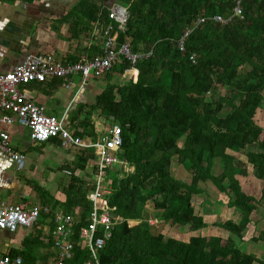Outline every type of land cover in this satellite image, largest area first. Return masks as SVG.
I'll return each mask as SVG.
<instances>
[{"label": "trees", "instance_id": "16d2710c", "mask_svg": "<svg viewBox=\"0 0 264 264\" xmlns=\"http://www.w3.org/2000/svg\"><path fill=\"white\" fill-rule=\"evenodd\" d=\"M238 1L241 16H231ZM116 2L128 13L124 30L118 29L109 10L103 7L100 11L94 0H79L66 15L76 16L72 22L73 35L90 32L92 23L101 19L104 26L112 23L110 35L116 46L128 39L134 52L152 50L151 55L134 65L123 59L96 76L104 81V88L85 111L84 105L78 104L69 116L72 121L76 119V126L81 129L77 134L92 138L96 135L92 113L118 124L122 144L116 155L132 167L125 171L117 164L105 169L112 189L99 197V209L109 206L113 220L119 216L124 220L114 225L99 249L100 262L264 264V260L244 251L230 236L191 234L183 240L153 233L145 216L150 200L153 208L160 211L161 220L174 229L182 226L191 232L201 229L206 222L192 199L201 193L199 182L209 181L228 197V206L238 208L241 213L239 221L229 219L219 226L241 237L250 222L259 201L242 191L235 177L239 162L229 151L249 147L247 161L255 167L256 177L264 180V127L255 119L264 103V0ZM214 14L231 18L224 23L215 22L210 18ZM200 16L209 19L190 31L180 49L178 37L185 26ZM93 48L92 55L101 52ZM245 65L249 68L240 74ZM92 157L91 149L81 150L73 168H68L71 180L62 202L64 212L75 208L83 213L89 210L91 201L87 192L93 183L77 176L74 170L83 169ZM173 157L187 166L189 181L174 177ZM215 158L221 160L219 174L212 172ZM28 183L38 193L42 205L56 208L58 201L44 188L34 181ZM42 217L45 220L49 214L42 213ZM84 218L76 230L85 224ZM127 220L139 222L131 225ZM101 235L98 229L96 236ZM45 245H52L50 235H41L33 227L22 240L24 250L10 254H20L25 264H35L36 249ZM74 252L73 262L88 258L86 248L74 247Z\"/></svg>", "mask_w": 264, "mask_h": 264}, {"label": "crops", "instance_id": "0c3cea01", "mask_svg": "<svg viewBox=\"0 0 264 264\" xmlns=\"http://www.w3.org/2000/svg\"><path fill=\"white\" fill-rule=\"evenodd\" d=\"M78 2L79 0H0V72L10 70L27 53H35V51L52 53L63 61L72 58L79 59L80 61L94 56L96 53L92 55L93 51H95L93 47L99 49V44L102 39L97 31L101 30L104 24L100 23L101 19H98L92 23L93 28L90 32L87 31L78 35H73L72 22L76 20V16L66 17V15L76 7ZM94 3L100 11L104 7L109 10V13L111 12L110 9L112 6L118 5L116 0H94ZM84 19L86 18L84 17ZM96 24L97 27L95 30L94 27ZM57 80L56 78H49L46 79L45 82H32L22 87L27 90L29 99L36 104L44 105L48 113L60 116L63 111L67 109V121L69 124H73L76 119L72 121L69 118L73 109L78 104H83V110L85 111L87 105L93 103L94 98L93 100L89 98L88 91L82 94L83 97L79 96L82 89H80L78 93H75L80 81L78 76L73 77L72 84L69 86L70 88L75 83L77 84L72 96L60 90V88L66 89V87L62 86L61 79L59 81ZM88 81H90L91 85L93 84V87L96 86L97 82L103 83L102 80L99 81L95 77L88 79ZM100 86L102 87L98 90L95 89L92 91L94 97L104 88L103 84H100ZM260 109L263 113L261 120L257 118V113ZM263 109L264 103L258 108L255 119L264 127ZM99 118L104 119L99 116L97 112L92 113L91 123L96 132H101L100 128H98V123L103 121H99ZM110 126L107 128H110ZM6 129L10 134L11 144L17 149L23 150L26 161L24 168L16 170L10 161H2L0 159V200L2 199L13 203H20L23 201L28 204H41L38 193L34 191L30 183H28L29 181H34L58 201L56 208L53 210L51 204H47L50 211L64 212L63 208L61 209L60 206H62V202L65 200V190L71 180L67 171L68 168H73L72 165L76 162L78 152L91 149L93 157L88 159L83 169L74 170L77 176L85 181H90L89 179L92 178L91 166L96 157L97 150L95 148L82 149L78 147H62L58 138H50L44 142H35L29 139V134L27 139H25L27 141L22 142L16 140L12 142L11 133H18L17 126L16 124H11L7 126ZM83 136L90 137L86 134ZM90 138L93 139L92 137ZM248 150L249 147L238 151H229L239 162L235 177L238 179L242 191L259 201L250 215V222L243 230L242 236L237 237L219 226L229 219L234 222L239 221L241 213L238 208L228 206V197L209 181L199 182L198 185L203 191L204 187L202 184H206V182L211 183L215 187V207L210 208L212 214H207V216L204 215L203 212H201V214H203L204 221L206 222L205 226L208 228L210 223L207 225V221L212 216L214 217L215 232H212V230L207 233H200V230L191 232L187 229V226H182L177 230H180L179 233L182 235L183 240H186L191 234H216L222 237L230 236L244 251L264 260V180L256 177L255 167L247 161L246 152ZM177 161V157L176 162L173 161L172 158L171 172L174 173V177L176 175L175 172L186 175L189 181L191 174L188 172L187 166L179 161L178 165ZM212 167L216 174H219L222 171L221 160L215 158ZM24 170H26V172L22 174L21 171ZM242 170L244 172H242ZM80 172L82 174H87L82 175ZM60 190L62 196L58 192ZM151 209L150 203H147L145 207V216L147 219H157V217H153L152 215V217H149V214L153 213ZM42 218L41 214L39 224H42L43 228L38 229L36 226L34 227V225L33 227L38 230L41 235L47 236L49 234L45 227L51 225L49 219L50 214L49 218L45 220ZM33 227L29 230L28 228H20L15 232H9L16 233V236L11 240L5 239L3 235L5 232L0 231V233L2 232V235H0V247L7 249L9 253L11 251H23L25 247L22 246V240L26 234H29V232L33 230ZM24 229L26 230L25 235L23 232ZM36 253L38 257L35 264H50L56 255L53 245L39 247L36 249ZM23 264H25V262ZM253 264L259 263L253 262Z\"/></svg>", "mask_w": 264, "mask_h": 264}, {"label": "built area", "instance_id": "2783aa9c", "mask_svg": "<svg viewBox=\"0 0 264 264\" xmlns=\"http://www.w3.org/2000/svg\"><path fill=\"white\" fill-rule=\"evenodd\" d=\"M110 11V16L117 28L124 30L128 16L127 10L120 5H114ZM233 15L241 16L239 1L233 9L231 16ZM231 16L223 18L219 14H214L210 18L215 22L224 23ZM207 19L209 17L200 16L185 26L183 33L178 37L177 45L180 49H183L184 41L190 31ZM111 25L112 23H108L97 31L102 38L99 44L101 52L88 59L64 62L52 53L35 51V53H27L10 70L0 72V159L2 161H10L16 170H21L25 165V153L11 144L10 134L6 129L14 123L26 127L29 139L35 142L58 138L62 147L95 148L97 150L91 166L92 178L89 180L93 183V188L87 192L91 201L87 212L83 213L82 209L75 208L73 212L54 211L50 213L47 205L0 200V229L8 232H15L20 228H32L33 225L41 229L43 228L42 224H39L41 214H50L51 225L45 228L51 237L56 254L50 264H103L99 259V249L103 246L105 239L110 236L114 225L124 220L121 216L113 220L112 209L109 206L99 209V197L103 193L111 192L112 189L105 169L108 166L122 163L123 168L131 169V167L121 162L116 155L121 151L122 144L118 124L113 123L107 130L104 128L105 131L102 132V130L100 137L96 140L80 136L77 131L81 129L76 126V121L73 124L67 121V109L60 116L48 113L44 105L36 104L29 99L27 90L22 86L32 82H43L49 78H60L62 86L68 88L72 84L73 77L78 76L80 81L75 91L78 93L88 79L99 76L113 63L126 59L134 65L138 60L152 54V50L132 51L128 39L116 46L110 35ZM96 27L97 24L94 27L95 30ZM190 60H194V54L190 55ZM84 216L85 224L76 230V226L80 224ZM147 221L153 224L157 219L148 218ZM138 222L127 220V223L131 225ZM98 229L102 232L101 236H96ZM74 247L86 248L88 258L73 262ZM23 263L21 255H11L7 249L0 247V264Z\"/></svg>", "mask_w": 264, "mask_h": 264}, {"label": "rangeland", "instance_id": "374dc122", "mask_svg": "<svg viewBox=\"0 0 264 264\" xmlns=\"http://www.w3.org/2000/svg\"><path fill=\"white\" fill-rule=\"evenodd\" d=\"M249 68V65H245L242 69H240L239 70V73L240 74H243L247 69ZM97 80H99V81H101L100 79H97ZM103 83H101V82H97V84H96V86L95 87H93V84L91 85V83H90V81H88L87 83H85V85L83 86V88H82V90H81V93H80V95L79 96H81V97H83V93H85V92H87L88 91V95H89V98L90 99H92L93 100V98H94V94L92 93V91H94L95 89H99V88H101L102 86H100V84H103V87H104V81H102ZM79 84V83H78ZM75 85V86H74ZM73 86H71L70 88L68 87V88H60V90H62V91H65L66 93H68V95H70V96H72V94H73V92L75 91V89H76V87H77V84L75 83ZM60 86V85H59ZM58 86V87H59ZM77 95V96H78ZM91 95V96H90ZM264 110V109H263ZM262 116H263V113H262V110L260 109V111L257 113V118L258 119H262ZM103 117V116H102ZM99 121H103V122H99L98 123V128H100V131H102L104 128H107V127H109L111 124H113L114 122L111 120V119H109V120H104V119H100L99 118ZM14 124H16V126H17V132L18 133H11V137H12V142L13 141H16V140H20V141H22V142H24V141H27V140H25V139H27V137H28V134H29V132H28V129L26 128V127H23V126H20V125H17V123H14ZM105 130H107V129H105ZM105 130H103L102 132H104ZM100 134H101V132H99V131H97L96 132V135L94 136V138L93 139H98L99 137H100ZM24 139V140H23ZM180 142H181V139L179 140ZM10 142H11V139H10ZM173 161H175L176 162V157H173ZM179 162L177 161V164H178ZM89 165V164H88ZM179 165V164H178ZM124 166V164L122 163L119 167H123ZM213 166V165H212ZM131 167V166H130ZM124 170L125 169H129V170H127V171H130V170H132V167H131V169L130 168H123ZM126 171V170H125ZM26 172V170H24V171H21V173L22 174H24ZM212 172L214 173V174H216V172H215V170H214V168L212 167ZM173 173V172H172ZM80 174H82L81 172H80ZM83 174H87V173H83ZM82 174V175H83ZM174 174V173H173ZM175 177H178L177 179H181V180H183V181H185V182H187L188 181V179H187V177H186V175H183V174H180V173H177V172H175ZM56 183V182H55ZM207 184V185H206ZM206 184L204 183V184H202V186L204 187V191H203V189L201 190V193H198V194H195V195H193V199H192V201H193V203L195 204V208H196V210L199 212V213H201V212H203L204 213V215H206L207 216V214H212L211 212H210V208H214L215 207V204H214V191H215V187L211 184V183H207L206 182ZM59 193H60V195L62 196V192H61V190L60 191H58ZM147 203H150V207L152 208L151 209V211L153 212V213H151V214H149V217L152 215L153 217L155 216V217H157V220L158 221H156L155 223H153L152 225H151V229H152V231H153V233H157V232H161V233H164V234H166V235H168V236H173V237H175V238H182V235H180V230L178 231L177 229H174V227L172 226V225H169V223H167V222H165V221H163V220H161V217L159 216L160 214V211H158V210H155L154 208H153V205L151 204V201L149 200ZM152 205V206H151ZM60 208L62 209V206H60ZM59 208V209H60ZM151 216V217H152ZM209 218V217H208ZM208 223H207V225L210 223V225H209V228L208 227H204V228H202V229H199L200 231V233L202 232V233H207V232H210L211 230H212V232H215L214 230H215V226H214V217L212 216L211 218H209V220L207 221ZM30 228H28V230H29ZM0 231H2V232H5L3 235H4V238L5 239H7V240H11L12 238H14L15 236H16V233H9L7 230H4V229H1ZM25 229H24V235H25ZM2 232L0 233V235H2ZM189 233V232H188ZM187 233V234H188ZM52 247V246H51Z\"/></svg>", "mask_w": 264, "mask_h": 264}, {"label": "bare ground", "instance_id": "6f19581e", "mask_svg": "<svg viewBox=\"0 0 264 264\" xmlns=\"http://www.w3.org/2000/svg\"><path fill=\"white\" fill-rule=\"evenodd\" d=\"M107 72V71H106Z\"/></svg>", "mask_w": 264, "mask_h": 264}]
</instances>
